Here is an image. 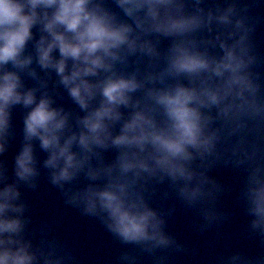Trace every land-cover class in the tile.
Wrapping results in <instances>:
<instances>
[{
  "label": "clouds",
  "instance_id": "clouds-1",
  "mask_svg": "<svg viewBox=\"0 0 264 264\" xmlns=\"http://www.w3.org/2000/svg\"><path fill=\"white\" fill-rule=\"evenodd\" d=\"M264 0H0V264H78L36 236L22 188L43 168L66 202L148 254L181 248L153 207L169 188L219 219L211 169L245 173L248 230L264 239V84L253 34ZM165 42H167L165 44ZM76 109L59 103L65 96ZM114 155L109 158L108 154ZM165 257L155 264H165ZM119 264H137L123 252ZM221 264H264L233 253Z\"/></svg>",
  "mask_w": 264,
  "mask_h": 264
},
{
  "label": "water",
  "instance_id": "water-1",
  "mask_svg": "<svg viewBox=\"0 0 264 264\" xmlns=\"http://www.w3.org/2000/svg\"><path fill=\"white\" fill-rule=\"evenodd\" d=\"M250 219L248 216L243 254L248 257L264 256V239L249 232L248 226Z\"/></svg>",
  "mask_w": 264,
  "mask_h": 264
}]
</instances>
